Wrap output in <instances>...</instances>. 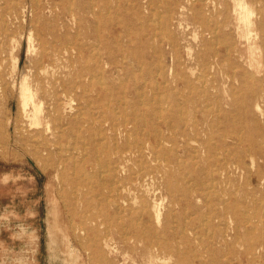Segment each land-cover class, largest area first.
<instances>
[{"label": "bare ground", "instance_id": "1", "mask_svg": "<svg viewBox=\"0 0 264 264\" xmlns=\"http://www.w3.org/2000/svg\"><path fill=\"white\" fill-rule=\"evenodd\" d=\"M15 1L11 0L9 2V9L13 12L21 9L20 4ZM197 1L202 6L209 3V0ZM234 3V11L238 15V20L244 26L242 31L238 30V33L241 41L245 40L248 44L247 57H243L242 51L238 49L239 44L233 41L230 42L229 37L222 34V23L217 20L206 19L202 10L195 11V16L199 17V21L195 23L202 28L200 34L208 36L200 39V46L207 49L195 53L193 46L187 44L186 34H182L180 37L175 34L176 31L182 32V24L179 22L176 25L175 17H173V15L179 13L175 9L173 15L168 18L164 17L165 21L162 22V41L169 48V54L173 58V66L156 68L158 69V74H156L160 76L161 81L160 86L153 91L162 96L154 100H147L142 83L141 45H137V48L130 52L127 49L118 48L117 50L113 48V40H121L123 38L122 33L126 32L130 35V30L125 25V21L102 22L96 14L93 1L85 3L80 0H61L60 2L56 0H47V2L31 0L29 7L25 6L23 10L27 11L28 9L32 17L29 41L31 44L33 42L38 43L33 46L29 45L32 48L33 55H35V71L32 76H25L19 86L15 82L12 86L11 95H9L5 87V74L0 69V114L3 110H6L7 113L10 103L16 97L14 96V90H17L23 118L21 128L29 134L27 140L32 142L33 155L38 159L48 158V160H52L55 155L63 151H69L70 148H64L65 144L63 147L60 146V140L65 138L67 133H72L73 140L78 142L82 132H93L90 133L88 140L90 145H94V148L99 146L96 141L104 142L105 136L109 135L114 142L113 146L115 148L113 151L115 153H113L117 158L112 159L110 157L106 163L107 166L105 165L106 169L102 168V162L100 163L95 158H88L89 162L87 163H91L89 164L91 170L81 169L80 179L85 182L93 177L100 178L103 174H106L110 179L109 185L111 192L115 194L113 196L116 204L118 202L116 199L123 198L124 193L138 189L141 191V195L133 198L131 203L137 208L131 209L135 210L132 212L139 218L143 217L149 209L144 197L145 193L148 192L143 190L144 183L149 175L145 166L148 167V164L157 159L162 160L163 157L164 162L168 160L165 159V156L170 154L167 153L168 151L165 148L167 144L172 145L171 150L174 152L176 149L187 148L191 143H195L197 147H191L190 149L193 150V153L197 152L206 158L216 157L218 159H216L218 163L216 167L220 178H227L233 173L238 174L241 179H248L250 185H254L256 182L259 186H264V163L260 164L259 162L260 160L264 162V79L255 78L254 75V71L257 73L262 71L260 69L261 61L257 56L259 46L253 34L255 32L254 10L247 0H235ZM11 11L9 12L11 13ZM1 20L3 21V19ZM106 24H109L107 26L109 27L107 29L108 33L103 31V28H107L105 27ZM186 25L188 26V24ZM221 38L223 42L220 41ZM217 45L220 47H217ZM233 55L237 59L243 58L248 69L242 68L238 63H232L230 59ZM87 56L92 58L93 64L83 66L82 63H85ZM133 61H135L134 66L132 65ZM186 61L194 62L197 66L203 67V71L197 76V80L202 84L201 88L198 87L200 88L199 91L201 90L206 98L211 95V87L212 89L216 88L214 83L219 77H223L230 82L232 91L236 89V82H241V84L253 82L255 86L249 90V96H226L221 98V102L210 98L209 105L211 107L203 111L201 120L185 118L174 105L169 108L167 106V100L169 99L163 96L169 94V83L179 82L180 77L174 63L176 65H186ZM17 64L14 69H17ZM104 71L110 73L112 78L111 80L106 79L104 82L99 81L101 90L98 93L111 96L110 85L112 80L113 83L117 84L116 77L119 76L118 80L121 81L122 73H126L128 82H131L133 88H123L117 95L121 97L116 98L113 104L107 103L94 106L92 113L89 109L86 112V114L90 113L89 117L81 118V101L85 100L86 96L92 97L93 93L97 92L96 80ZM181 80L184 84H190L189 81H186V77H181ZM154 82L156 81L154 80ZM245 88V91H247L248 88ZM166 93L168 94L166 95ZM97 99L100 101V98L97 97ZM87 105L90 107L88 103ZM146 106L150 108L146 109ZM10 112L9 115L12 116L13 111L10 110ZM7 118L10 122L8 123L9 128L12 124L11 117ZM251 124L255 127V130L247 136L241 135L239 128ZM221 129L224 130L219 133ZM19 130L21 131L20 127ZM166 132H171L172 136L168 138ZM100 146H103V144ZM219 151H223L222 158ZM73 156L71 154L59 163L56 170L58 175H63L64 178L68 177V168L71 165ZM132 156H136L137 161L144 166L136 174L129 171L125 165L126 160ZM97 159L99 160V158ZM247 159H249V163ZM65 166L66 169L63 168ZM188 167H190V164L187 169ZM192 173L194 172L192 171ZM151 174L153 176L152 172ZM188 181L190 182V180ZM178 184L180 185V182ZM97 186L102 187L100 183ZM187 188L180 189L178 185L168 184L167 190L172 196V203H180L181 206L183 204L186 208L189 205L192 206L189 198L190 190ZM178 192L182 194V203L176 201ZM123 202L127 203L125 199H123ZM255 204L256 201L252 195L233 203H228L224 198L219 202H214V199H212L209 203L206 224L214 231L212 235L215 241L214 244H218L219 247L227 246L230 241H234L240 235L241 229L246 230L248 227L254 229L258 218ZM73 205L75 204H70V206ZM160 206V203H155L152 210L149 211L151 216L144 223L146 225L143 229L135 226L132 219L121 222V227L125 231L123 235L128 242L139 247L140 251L138 252L142 264H171L172 261L175 262L174 264H182L185 251L178 249L175 243L178 240L186 243L191 239V235H196L195 221H187L188 215L185 216V214L176 216V219L172 218L173 215L172 217L168 214L164 215ZM117 208L119 209L118 206ZM125 210L129 211L130 209L125 208ZM73 211L74 209H72ZM52 215L56 218L51 228L53 233L51 243L55 247L57 245L56 232H64V230L57 221L58 212L56 209L53 210ZM75 219L76 216L71 214L73 226H76L72 236L75 240L82 241L86 239V235L89 233L88 223H93L94 219L85 218V215H81L78 224L75 223ZM64 239L65 250L63 254L72 259L73 264H77L82 255L74 253L71 239L65 232ZM82 245L85 255L95 260L97 264H117L116 259L113 258L116 252L110 243L106 242L102 246L97 244L93 246ZM89 264L91 263L89 262Z\"/></svg>", "mask_w": 264, "mask_h": 264}, {"label": "rangeland", "instance_id": "2", "mask_svg": "<svg viewBox=\"0 0 264 264\" xmlns=\"http://www.w3.org/2000/svg\"><path fill=\"white\" fill-rule=\"evenodd\" d=\"M10 1L11 0H0V69L5 74V87L9 95H11L12 86L15 82L16 85L19 86L25 76H32L34 73L35 55H33L30 46L38 44L37 42L31 44L29 41L32 17L28 9L27 11L23 10V7H29L31 0H14L21 6V9L16 12L9 9ZM56 1L60 2L61 0ZM80 1L85 3L93 1L96 14L104 23L108 21H125V25L130 30V35L126 32L122 33L121 35L123 38L121 40H113V48L117 50L118 48L127 49L130 52L137 48V45H141L143 66L142 83L147 100H154L162 96H159V93L153 91L160 86L161 78L157 75L158 67L168 68L173 66V58H171L169 54V48H167L162 41V22L165 21L164 17H171L175 9L176 12H179L177 15H173V17H175V23L176 25L179 22L182 24V32L176 31L177 33L175 32V34H178L179 37L182 34H186L188 40L187 44L193 46L195 53L207 49L200 46V39L208 36L200 34L202 28L199 24L195 23L199 21V17L195 16V11L202 10L206 19L211 21L217 20L222 23V34H226L230 42L233 41L239 44L238 49L242 51L243 57H247L248 55L247 42L245 40L241 41L239 38L238 30L242 31L244 26L240 23L238 15L234 11L235 0H209L208 5L205 6H202L197 0ZM247 1L254 10L255 32H253V34L259 46L257 56L261 61L260 69L262 70L261 73L254 71V75L255 78L263 80L264 0ZM43 2H47V0H43ZM9 11H11V13ZM1 19H3V21ZM186 24H188V26ZM108 25L109 24H106L105 27ZM108 28L109 27L103 28V31L108 33ZM138 35L139 37H137ZM220 41L223 42L222 38ZM217 47L220 46L217 45ZM230 60L232 63H238V65L242 66L244 69L247 68L243 58L237 59V57L233 55ZM16 64L17 69H14ZM85 64H93L92 58L87 56L85 63H82V65L85 66ZM132 65H135V61L132 62ZM174 65L180 77L179 82L169 83V94L166 93L169 97H163L169 99L167 100V106L169 108L171 105H174L175 108L181 111L182 116L185 118H196L201 120L203 111L211 107L209 105L210 98L212 100L217 99L221 102V98H225L226 96H249V90L255 86L253 82H248L247 84L236 82V89L232 91L230 82L223 77H219L214 83V87L216 88L212 89L211 87V95L206 98L203 96L202 91H199L202 84L197 80V76L202 73L203 67L197 66L194 62L187 61L186 65H176L175 63ZM181 77H186V81H189L190 84H184ZM111 78L112 75L105 71L102 75L98 76L96 80L97 92H94L92 97L86 96L85 100L81 101V118L89 117L94 106L107 103L113 104L116 98L121 97L117 95H119L123 88H133L131 82H128L126 73H122L121 81L118 80V78H120L119 76L116 77L117 84L113 83L112 80L110 85L112 92L111 96H105V93H98L101 90V83L99 81L101 80L104 82L106 79L111 80ZM154 80L156 82H154ZM199 86L200 88H198ZM245 87L248 88L247 91H245ZM14 96H16L15 99L10 103V107L7 109L8 114L6 110H3L0 114V264H73V260L63 254L65 250L64 232L71 239L74 253L82 255V258L78 259L77 264H89V262L91 264H97L95 260L85 255L82 244L87 246H93L95 244L102 246L106 242L110 243L111 247L115 249L116 253L113 258L116 259L117 264H142L138 252L140 251L139 247L125 239L123 235L125 231L121 227V222L132 219L135 226L143 229L145 227L144 225H146L144 223H146L151 216V212L149 213V211L152 210L155 203L161 204L160 207L164 215L168 214L171 215V217L173 215L172 218L176 219V216L185 214V216L188 215L186 218L187 221H195L196 235H191V239L186 243H182L181 240L175 243L178 249L185 251V258L182 264H264V186H259L256 182L254 185H250L248 179H241L238 174L233 173L227 178H220L216 167L218 159L216 157H212L211 159L206 158L197 152L193 153V150L190 149L191 147H197L195 143H191L187 148L181 147L178 150L176 149L174 152L171 150L172 145L167 144L165 148L168 151L167 153L170 154L166 155L165 159L168 160L164 162L163 157L161 158L162 160L157 159L148 164V167L145 166L149 175L146 178L143 190L148 193L143 195L149 209L143 217L139 218L133 214L132 211L135 210L131 209L137 208L131 203L133 198L141 195V191L138 189L124 193L123 198L116 199L118 200L116 204L114 203L115 198L113 196L115 194L111 192V187L109 185L110 179H108L106 174H103L100 178L93 177L85 182L80 179L79 174L81 169L85 168L89 171L91 168L89 166L91 163H87L89 162L88 158H95L97 161H100V163L102 162L103 167H100L104 169H106V163L110 157L112 159L117 158L114 155L115 151H113L115 148L113 146L114 142L109 135L105 136L106 139L104 142L96 141L99 146L98 148L96 146L94 148V145H90V141L88 140L93 132H90L91 134L89 132H82L83 134L81 133L78 142L73 140L72 133H67L65 136L66 139L62 138L60 140V146L63 147L65 144L66 147L64 146V148H70L69 151H63L55 155L52 160H48V158L38 159L33 155L34 149L32 142L27 140L29 134L21 128L23 118L19 107L17 90H14ZM97 97L100 98V101ZM131 97L133 98L134 96ZM94 102L95 104L93 105ZM87 103L90 107H88ZM149 108V106H146V109ZM88 109L90 113L86 114ZM10 110L13 111V117L9 115V113L11 114ZM14 110L16 111L14 112ZM7 117H11L10 121L12 122L9 128L8 123L10 122ZM19 127L21 131H18ZM82 128H84V126H82ZM222 130L224 129L219 130V133L222 132ZM254 130L255 127L252 124L239 128L243 136L251 134ZM166 136L170 138L172 133L166 132ZM9 140L10 142L8 143ZM101 144H103V146H100ZM71 154L74 156L68 168V177L64 178L63 175H58L56 170L59 163ZM219 154L221 157L223 151H219ZM97 158H99V160ZM97 161L96 166L98 163ZM247 162H250L249 159H247ZM259 162L260 164L264 163L263 160ZM189 164L190 167L187 169ZM125 165L128 170L134 174L144 167L137 161L136 156L129 157ZM185 166L186 168H184ZM63 168L66 169V166ZM192 171L194 173H192ZM151 172L153 176H151ZM212 173L213 175H211ZM190 176L192 177L190 178ZM188 180H190V182ZM179 182L180 185L178 184ZM98 183H100L102 187H98ZM170 183L176 186L178 185L180 189L189 188L187 189L190 190L189 198L192 202V206L189 205L186 208L183 204L181 206L180 203H172V196L167 190L168 184ZM250 195H252L253 199L256 201L255 206L258 213L255 228L251 229L248 227L246 230L241 229L240 235L237 236L234 241H230L227 246L219 247L218 244H214L215 241L212 238L214 231L206 224V217L210 206L209 203L212 199H214V202H219V200L223 198L228 203H233L235 201H241ZM181 196V193L177 194L176 201L182 203L183 197ZM123 199H125L127 203L123 202ZM70 204L75 205L70 206ZM125 208H129L130 210L127 211ZM55 209L58 212L57 221L64 232H56L57 245L54 247L51 243L53 237L51 228L56 220L55 216L52 215ZM72 209H74L73 212ZM71 214L76 216V224L80 222L81 215H85V218L94 219L93 223H88L87 228L89 233H87L86 239L77 241L73 238L72 233L76 226H73ZM204 226H206V229ZM172 263L174 264L175 262L172 261L171 264Z\"/></svg>", "mask_w": 264, "mask_h": 264}]
</instances>
